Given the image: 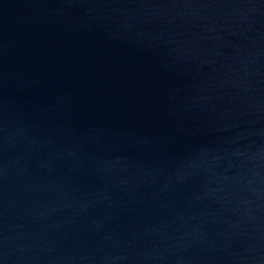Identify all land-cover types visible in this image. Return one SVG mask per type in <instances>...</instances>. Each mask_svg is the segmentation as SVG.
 Instances as JSON below:
<instances>
[{
    "label": "water",
    "instance_id": "obj_1",
    "mask_svg": "<svg viewBox=\"0 0 264 264\" xmlns=\"http://www.w3.org/2000/svg\"><path fill=\"white\" fill-rule=\"evenodd\" d=\"M0 264H264V0H0Z\"/></svg>",
    "mask_w": 264,
    "mask_h": 264
}]
</instances>
